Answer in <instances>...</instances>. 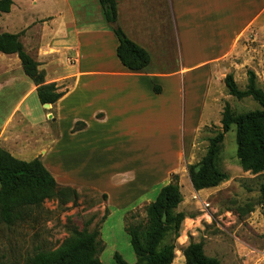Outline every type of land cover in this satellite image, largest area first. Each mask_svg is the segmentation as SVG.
I'll return each instance as SVG.
<instances>
[{"label":"crops","instance_id":"1","mask_svg":"<svg viewBox=\"0 0 264 264\" xmlns=\"http://www.w3.org/2000/svg\"><path fill=\"white\" fill-rule=\"evenodd\" d=\"M12 1L0 33L18 34L63 95L41 104L17 54L0 52V148L106 194L108 214L150 203L173 173L180 187L197 137L221 125L224 76L252 70L257 84L264 68V0H115L116 25L149 55L138 70L118 59L99 0Z\"/></svg>","mask_w":264,"mask_h":264},{"label":"trees","instance_id":"2","mask_svg":"<svg viewBox=\"0 0 264 264\" xmlns=\"http://www.w3.org/2000/svg\"><path fill=\"white\" fill-rule=\"evenodd\" d=\"M12 2L0 0V13L9 12ZM99 2L105 19L112 23L117 36L116 54L120 62L131 70L144 68L149 63V55L116 25L115 0ZM0 52L17 54L23 72L36 87L41 104H53L63 95L55 82L45 81V71L39 69L38 62L25 51L18 34L0 33ZM246 74L244 89L238 87L232 73L226 74L223 82L227 92L237 99L252 97L260 108L235 113L228 102L224 103L221 129L208 138L204 155L186 167L191 186L196 191L215 187L227 179V174L218 169L216 160L224 135L232 126L235 127L236 156L241 168L252 174L264 171V91L257 86L254 71L247 70ZM83 126V122H76L72 130ZM178 179V175L173 173L171 181L162 186L155 199L146 205L144 223L125 226L136 264H171L174 259V241L179 236L182 221L188 216L184 211H177L181 201ZM259 191L264 204V178ZM101 196L106 200V194ZM77 198V190L60 185L38 157L29 161L20 160L0 148V227H10L34 216L45 201L56 200L59 205H65L69 201L75 202ZM107 212L104 208L102 221ZM67 230L68 235L56 248H37L26 255L21 264H103L99 259L102 247L98 228L88 230L70 225ZM181 253L184 264H220L217 258L205 254L202 241H189ZM113 257L117 264H128L118 252ZM15 263L0 256V264Z\"/></svg>","mask_w":264,"mask_h":264},{"label":"rangeland","instance_id":"3","mask_svg":"<svg viewBox=\"0 0 264 264\" xmlns=\"http://www.w3.org/2000/svg\"><path fill=\"white\" fill-rule=\"evenodd\" d=\"M258 54L259 58L264 57V42H261ZM261 67L257 85L264 91V68ZM234 78L240 89L246 87V71H239ZM222 87L216 88L220 103L228 102L235 113L260 108L252 97L237 99L227 93L223 82ZM220 129L221 125L212 124L205 131V136L197 137L193 161L204 155L208 138ZM56 163L59 164L58 161ZM216 164L227 174V179L215 187L196 191L188 176L183 177L177 211H184L188 216L182 221L179 236L174 241L175 256L171 264H184L181 251L189 241H202L205 254L217 258L220 264H264V204L259 191L264 171L252 174L241 168L236 156L234 126L224 135ZM74 188L78 192L75 202L59 205L56 200L45 201L34 216L10 227L2 225L0 256L21 264L23 258L37 248H56L68 235L67 228L74 225L79 229H99L102 247L99 259L103 264H117L113 257L115 252L128 264H136L125 226L144 223L148 203H141L131 210L127 206H110L111 212H107L102 221L106 208L102 194L95 189ZM158 188L153 189L152 198Z\"/></svg>","mask_w":264,"mask_h":264},{"label":"water","instance_id":"4","mask_svg":"<svg viewBox=\"0 0 264 264\" xmlns=\"http://www.w3.org/2000/svg\"><path fill=\"white\" fill-rule=\"evenodd\" d=\"M45 105H48V103H46ZM163 219H164V217H163Z\"/></svg>","mask_w":264,"mask_h":264}]
</instances>
